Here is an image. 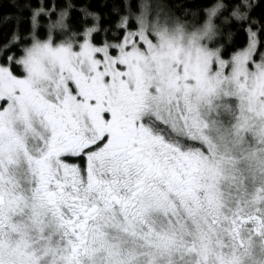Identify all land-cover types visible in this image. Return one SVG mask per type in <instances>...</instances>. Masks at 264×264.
<instances>
[{
	"label": "snow or ice",
	"instance_id": "snow-or-ice-1",
	"mask_svg": "<svg viewBox=\"0 0 264 264\" xmlns=\"http://www.w3.org/2000/svg\"><path fill=\"white\" fill-rule=\"evenodd\" d=\"M12 7L0 264H264V0Z\"/></svg>",
	"mask_w": 264,
	"mask_h": 264
},
{
	"label": "trees",
	"instance_id": "trees-1",
	"mask_svg": "<svg viewBox=\"0 0 264 264\" xmlns=\"http://www.w3.org/2000/svg\"><path fill=\"white\" fill-rule=\"evenodd\" d=\"M21 3L24 2V0H20ZM179 2V0H178ZM187 4H195L200 2V0H184ZM14 9L12 7V0H0V17H3L5 14L13 12Z\"/></svg>",
	"mask_w": 264,
	"mask_h": 264
}]
</instances>
